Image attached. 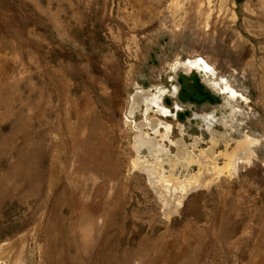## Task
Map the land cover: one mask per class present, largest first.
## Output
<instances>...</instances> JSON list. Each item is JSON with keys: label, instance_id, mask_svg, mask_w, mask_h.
<instances>
[{"label": "rangeland", "instance_id": "374dc122", "mask_svg": "<svg viewBox=\"0 0 264 264\" xmlns=\"http://www.w3.org/2000/svg\"><path fill=\"white\" fill-rule=\"evenodd\" d=\"M0 264H264V0H0Z\"/></svg>", "mask_w": 264, "mask_h": 264}, {"label": "bare ground", "instance_id": "6f19581e", "mask_svg": "<svg viewBox=\"0 0 264 264\" xmlns=\"http://www.w3.org/2000/svg\"><path fill=\"white\" fill-rule=\"evenodd\" d=\"M148 92H136L132 96V104H131V112L136 110L139 105L145 101V98L147 97ZM145 125H148L152 130H156L159 125H162L165 129V134H168L170 131V128L162 121L158 119H152L150 122L146 123L145 121L139 123V127H141L140 134L135 138L134 142V149L139 152L142 147H147L151 152H156L159 153L161 151L162 145L159 144L157 139L154 138H149L147 135L143 133V128ZM196 142L194 143V145ZM249 142L246 144H243L241 150L236 154H229L228 157L229 161L227 164V168L233 172H235L236 166L238 164V160L240 159H246L247 156L252 154L250 150L248 149ZM177 146V156L183 157V158H189V153L187 154V151L185 149L183 140L180 139L176 143ZM214 147L212 146L210 149L207 151H203V153H199L198 155L192 154V160L194 162H197L200 166V174L203 172V174L200 176L201 180L207 179L208 175L210 173H214V169H217L215 172L219 171V167L217 166V158L219 155H214L213 151ZM194 156V157H193ZM139 159L138 166L144 170L149 178V181L154 187V190L158 194L160 200L165 204L168 205L174 201H178L181 199V197L184 195V193L193 188V186H197L199 180H183L179 181V179H174L173 177H165L163 173L159 170L160 166L158 164H152L148 161H140ZM188 160V159H186ZM188 163H191V161H187ZM196 164V163H195ZM200 180V181H201Z\"/></svg>", "mask_w": 264, "mask_h": 264}]
</instances>
